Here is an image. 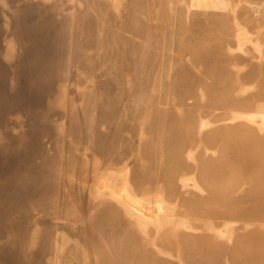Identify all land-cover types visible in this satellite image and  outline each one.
Here are the masks:
<instances>
[{"label":"bare ground","instance_id":"obj_1","mask_svg":"<svg viewBox=\"0 0 264 264\" xmlns=\"http://www.w3.org/2000/svg\"><path fill=\"white\" fill-rule=\"evenodd\" d=\"M0 264H264V0H0Z\"/></svg>","mask_w":264,"mask_h":264}]
</instances>
